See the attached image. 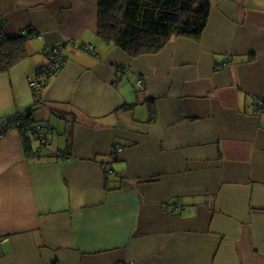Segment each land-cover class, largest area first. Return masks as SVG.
<instances>
[{
  "label": "crops",
  "instance_id": "crops-1",
  "mask_svg": "<svg viewBox=\"0 0 264 264\" xmlns=\"http://www.w3.org/2000/svg\"><path fill=\"white\" fill-rule=\"evenodd\" d=\"M101 1L0 0V38L33 31L0 73V264H264V0H209L198 40L135 58L97 36Z\"/></svg>",
  "mask_w": 264,
  "mask_h": 264
},
{
  "label": "trees",
  "instance_id": "trees-1",
  "mask_svg": "<svg viewBox=\"0 0 264 264\" xmlns=\"http://www.w3.org/2000/svg\"><path fill=\"white\" fill-rule=\"evenodd\" d=\"M209 7V0H102L97 11V36L114 44L131 58L155 54L162 50L172 37L198 40L206 26ZM26 31L17 38H0V73L8 72L13 65L28 55L25 51L26 43L33 31ZM62 59L60 70L66 61L63 54ZM46 64L45 62L43 66L38 67L34 73L36 76H45L48 80L45 86L54 76L44 72ZM34 101L39 104L41 100ZM18 118L30 120L28 116ZM21 132L24 149L29 154H35L31 149L34 137L23 130ZM111 172H106L108 182L111 181Z\"/></svg>",
  "mask_w": 264,
  "mask_h": 264
},
{
  "label": "built area",
  "instance_id": "built-area-1",
  "mask_svg": "<svg viewBox=\"0 0 264 264\" xmlns=\"http://www.w3.org/2000/svg\"><path fill=\"white\" fill-rule=\"evenodd\" d=\"M71 43H73L72 40H68L66 43L63 44L47 45L44 47L42 52L48 58V62H46L47 64L44 70L45 73L49 72L50 73L49 75H51V74H55L58 70H60L63 64L61 49L64 44H71ZM81 50H84L87 53H91L93 51V46L91 44H88L86 46H83ZM47 81L48 80H46L45 76H36V74L30 75L28 77V85L33 93L35 100L40 101V98L42 97V93H43V88H44L43 86L47 84ZM141 82H142L141 80H138L136 82L139 89L143 88V84ZM256 106H259V102H256ZM14 125L18 128V130L21 131L23 130V132L25 131L26 133L31 134V136H33L37 140L38 146L35 152L36 156L40 157L42 156L43 151L45 149L46 150L50 149L51 145L43 132V124L39 122H33L30 120L27 121L26 118L16 117L14 120ZM120 149L121 148L118 145L114 144L112 148V154L114 155L116 152L120 151ZM62 154L63 153L61 151L55 152L56 156H61ZM103 169L106 172L112 171L109 165H106ZM177 206H178L177 203L170 204L168 205V210L171 213H174ZM122 264H138V263L135 261H131V262L127 261Z\"/></svg>",
  "mask_w": 264,
  "mask_h": 264
},
{
  "label": "rangeland",
  "instance_id": "rangeland-1",
  "mask_svg": "<svg viewBox=\"0 0 264 264\" xmlns=\"http://www.w3.org/2000/svg\"><path fill=\"white\" fill-rule=\"evenodd\" d=\"M88 44H91V43H86V44H84V46H86V45H88ZM92 46H93V44H91ZM93 48H94V46H93ZM84 51V50H83ZM85 52V51H84ZM94 52V49H93V51L91 52V53H87V54H92ZM32 92V91H31ZM33 94V93H32ZM34 97V96H33ZM34 142H37V140L35 139L34 140ZM38 143V142H37Z\"/></svg>",
  "mask_w": 264,
  "mask_h": 264
}]
</instances>
